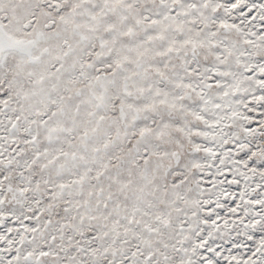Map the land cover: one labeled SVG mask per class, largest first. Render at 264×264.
I'll return each instance as SVG.
<instances>
[{
    "label": "snow or ice",
    "instance_id": "snow-or-ice-1",
    "mask_svg": "<svg viewBox=\"0 0 264 264\" xmlns=\"http://www.w3.org/2000/svg\"><path fill=\"white\" fill-rule=\"evenodd\" d=\"M0 264H264V0H0Z\"/></svg>",
    "mask_w": 264,
    "mask_h": 264
}]
</instances>
